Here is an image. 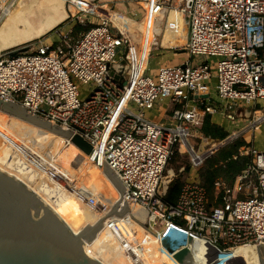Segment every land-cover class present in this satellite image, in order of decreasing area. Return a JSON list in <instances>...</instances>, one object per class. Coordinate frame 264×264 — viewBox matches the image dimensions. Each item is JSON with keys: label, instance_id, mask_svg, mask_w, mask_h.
Here are the masks:
<instances>
[{"label": "built area", "instance_id": "1", "mask_svg": "<svg viewBox=\"0 0 264 264\" xmlns=\"http://www.w3.org/2000/svg\"><path fill=\"white\" fill-rule=\"evenodd\" d=\"M145 1L155 13L177 4ZM178 9L188 19L185 62L154 76L140 72L130 56L134 33L128 37L102 17L77 39L71 29L60 30L58 43H27L29 50L16 58L8 56L12 49L0 52V99L82 136L93 147L95 165L102 168L104 161L121 179L128 206L148 211L150 229L180 227L224 251L264 245V151L251 145L241 150L249 164L232 183L216 182L212 204L200 178L217 152L205 150L212 143L201 131L205 116L240 129L241 111L252 110L254 118L264 110V0H180ZM81 86L92 88L85 100ZM164 101L171 115L155 122L148 115ZM257 124L255 117L250 127ZM229 137L228 145L241 136ZM183 145L191 165L172 205L165 200L164 173Z\"/></svg>", "mask_w": 264, "mask_h": 264}, {"label": "bare ground", "instance_id": "2", "mask_svg": "<svg viewBox=\"0 0 264 264\" xmlns=\"http://www.w3.org/2000/svg\"><path fill=\"white\" fill-rule=\"evenodd\" d=\"M177 1L178 9L180 0ZM75 2L71 4L70 0H0V52L29 44L48 35L70 17L91 12L86 8L93 0ZM140 5L144 13L147 12L133 30L134 42L131 44L130 56L141 70L147 54L146 50L143 52L140 49L138 31L146 32L145 48L150 51L156 40V28L160 26L163 18L168 16L170 26L177 19L175 12L171 10L175 6L155 13V7L151 9L145 0L141 1ZM102 17L106 16L98 18ZM181 20L187 21L183 16ZM94 24L89 25L92 27ZM131 33L125 35L132 37ZM152 52L153 50L149 53V60ZM262 120L263 118H260L258 122ZM221 145L222 142L213 146V149ZM180 150L182 153L186 152L187 146H181ZM0 169L37 194L75 234L88 225L95 226L121 197L103 167L95 165L91 157L72 144L66 136L2 110ZM91 199L98 203L92 205ZM144 215L141 207L134 206L125 215L109 217L95 239L86 247L87 253L102 264H181L162 243V236L168 228H145L142 223ZM221 262L256 264L248 261L244 247L240 248L239 252L226 256Z\"/></svg>", "mask_w": 264, "mask_h": 264}, {"label": "water", "instance_id": "3", "mask_svg": "<svg viewBox=\"0 0 264 264\" xmlns=\"http://www.w3.org/2000/svg\"><path fill=\"white\" fill-rule=\"evenodd\" d=\"M28 50L26 46L18 47L10 50L8 56L16 58ZM0 110L63 134L89 156L93 152L91 144L79 134L33 116L20 105L0 99ZM247 113L252 114V110L248 109ZM227 145L225 142L217 151ZM103 170L119 190L120 200L95 226L88 225L75 234L37 194L0 169V264H102L87 253L86 247L109 217H119L130 211L121 179L104 161ZM143 211L145 219L142 223L149 228V213ZM162 243L181 264H222L223 258L240 251V247L224 251L180 227L168 228ZM244 252L250 263L264 264V245H247Z\"/></svg>", "mask_w": 264, "mask_h": 264}, {"label": "crops", "instance_id": "4", "mask_svg": "<svg viewBox=\"0 0 264 264\" xmlns=\"http://www.w3.org/2000/svg\"><path fill=\"white\" fill-rule=\"evenodd\" d=\"M94 3L92 2V4H90L86 9H88L89 11L94 13L97 17L106 16V17L110 18L111 20L116 22L117 26L124 32V34H127L129 32L130 33L133 32L135 26L138 24V21H136L134 18H130L126 15L120 14L117 11H110V9H109L110 6H108V5H99V4H94ZM69 8H70V6H69ZM171 10H173L175 12L177 20L172 26H170L169 25V18L166 15L163 18V20L161 21L160 26L156 28V34L157 35H156V40L154 42V47L152 49L153 52L150 55V60H149V53L152 50L149 51L145 48V44H146L145 37H147V34L143 30L138 31V36L141 40V48L140 49L143 50V52H145V50H146L145 53L147 54L146 57L144 58V64H143L140 72H143L146 69H147V71H149L148 67L152 61L151 57L153 56L154 53L161 52L160 50H158L159 47H160V49H166V50H169V49L178 50L179 48L181 49L182 47L186 46V43L188 40V19H187L186 15L180 13V11L176 7L172 8ZM181 16H183L187 21L183 22L181 20ZM165 20H166L167 24H166V27L163 29L162 26H163V23ZM159 37L162 38V45L157 43L159 41L158 40ZM183 43L185 44V46L182 45ZM180 45H182V46H180ZM156 46H159V47L155 48ZM185 50H186V48H185ZM184 54L185 55H183L182 57L180 56L179 58H177V56L173 57L169 53L166 57L163 56V57H161V59L160 58L157 59V63L160 66L158 65L159 67L155 68L156 69L155 72L162 66H166V65H170V64H181V63L185 62L188 58V54H186V53H184ZM167 61L169 62L168 64H162V63H165ZM160 106L161 107L159 109L157 108L153 113L151 112L148 116L155 122L166 123L169 119V116L171 115L172 105L168 102V107L162 106V105H160ZM262 111H264V110H262ZM256 115L257 116H255V117L258 121L260 118H263V120L261 122H258L256 129L250 127V125H252L254 123L255 117L253 118L252 114L247 113V110L241 111V116H243V119H242V121H240L237 124V126L242 131L243 136L245 137V140L249 145L253 146L256 150L264 151V129H263L264 128V114L262 115V113L259 111V112H257ZM210 118L212 120V123L219 125L223 128H230V123L226 120H223L222 117H220V116L211 117L210 116ZM251 118L253 120H251ZM260 127H262L263 133L259 132Z\"/></svg>", "mask_w": 264, "mask_h": 264}, {"label": "rangeland", "instance_id": "5", "mask_svg": "<svg viewBox=\"0 0 264 264\" xmlns=\"http://www.w3.org/2000/svg\"><path fill=\"white\" fill-rule=\"evenodd\" d=\"M68 1V0H67ZM142 0H93L94 4H99V5H108L110 6L109 9L110 11H117L120 14L126 15L130 18H134L136 21H141L142 18H144L145 13L143 11V7L140 5V2ZM177 1V0H176ZM71 4L75 2V0H70ZM77 3V2H75ZM176 7V6H175ZM79 19H83L84 21V27H86V24L89 25L91 23H96L99 18L92 12H85V13H79L77 14L75 17L71 18L69 20H67L63 25L59 26L58 28H56L55 30H53L52 32H50L48 35L37 39V40H42L45 38V41L47 42H51V43H58L59 42V37L57 34H55L58 31H62L64 33H66L69 29H73L72 31L75 30L76 26L79 24ZM166 20L163 23V29L166 27ZM81 25V24H80ZM135 29V28H134ZM83 34V32H78L75 37V39H77L78 37H80ZM32 41L31 43H29V45L34 44V48H37L39 46V42ZM159 41L157 42L158 44L162 45V38L159 37L158 39ZM23 42V41H22ZM28 42V41H27ZM25 42V43H27ZM183 46H185V44H182ZM180 45V46H182ZM159 46H156L155 48H158ZM13 49V48H10ZM158 50H160L161 52L158 53H154L152 58L151 63L149 64V73L150 75L154 76L156 74L155 72V68L159 67L160 65L157 63V59H161V57L163 56H167L169 53L171 54V56H177V58H179L180 56L182 57L183 55H185L184 53L187 54L185 47H182L181 49L179 48L178 50H185L183 52H177V50H166V49H160V47L158 48ZM32 51V50H31ZM156 52V51H155ZM126 53V48H123L122 51L119 53V56L124 57ZM169 60V59H168ZM216 60V59H215ZM169 62H165L162 64H168ZM159 65V66H158ZM92 88L90 86H81L80 87V98L81 100H85L88 96V94L91 92ZM162 106H166L168 107V102L164 101L163 103H161ZM161 106L158 105V109ZM259 111H261L262 115L264 114V111L261 110V108L258 109ZM257 116V115H256ZM251 120H253L251 118ZM230 132L232 136V134H237L240 135L241 137L239 138H243L245 139V137L243 136V133L240 129H236V128H227ZM264 129V128H263ZM263 133L262 127H260V131ZM226 142H229V140L227 139ZM200 141H192V144L195 146L196 149H198L200 147ZM220 144V141H212V143H210L209 145L205 146V150H216L213 149V146ZM223 144V143H222ZM221 147V146H220ZM219 147V148H220ZM212 148V149H211ZM218 149V148H217ZM180 156H178V158H176L175 163L172 164H168L166 171L164 173V179H163V185L166 184L167 186H170V184L173 182V179L176 178V175L178 174V169L179 167H182V169L185 167H187L188 165H191V161H190V156L186 153H180ZM188 172H184L182 174V177H187ZM171 182V183H170Z\"/></svg>", "mask_w": 264, "mask_h": 264}, {"label": "trees", "instance_id": "6", "mask_svg": "<svg viewBox=\"0 0 264 264\" xmlns=\"http://www.w3.org/2000/svg\"><path fill=\"white\" fill-rule=\"evenodd\" d=\"M91 28L90 25L84 27L78 24L73 31V37L75 38L78 32H86ZM202 133L209 137L212 141H224L229 137L228 131L223 127L212 123L209 115L204 118ZM249 144L245 139L239 138L233 143L221 148L214 155L208 158L200 171V178L203 186L207 190L208 198L213 203L215 199L216 189L215 184L219 180H223L226 183H232L235 178L246 168L249 164L251 157L241 155V150L248 147ZM179 153H176L170 160L169 165L175 163ZM236 158V159H235ZM178 174L176 178L167 189L165 200L168 204L174 205L178 200L181 188L183 186V177L180 170L182 167L177 168ZM190 165L185 167L184 171L189 172Z\"/></svg>", "mask_w": 264, "mask_h": 264}]
</instances>
